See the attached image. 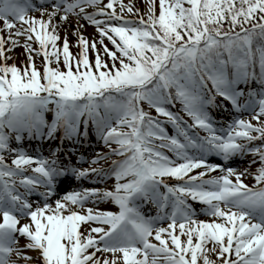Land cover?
Masks as SVG:
<instances>
[{"label": "snow or ice", "instance_id": "6c2138e0", "mask_svg": "<svg viewBox=\"0 0 264 264\" xmlns=\"http://www.w3.org/2000/svg\"><path fill=\"white\" fill-rule=\"evenodd\" d=\"M146 14L123 0H0V264H18L13 253L26 264H264V0H148ZM69 15L94 25L99 41L78 30L79 51L67 37L61 49L54 21ZM20 37L23 70L7 62ZM177 102L191 123L171 110ZM210 108L232 119L216 121ZM92 131L109 151L88 169L63 164L59 149L44 157L22 147L25 137L62 132L63 143ZM249 154L255 173L225 166ZM69 174L115 183L62 191ZM194 204L212 219H197ZM152 205L155 215L142 211Z\"/></svg>", "mask_w": 264, "mask_h": 264}, {"label": "rangeland", "instance_id": "374dc122", "mask_svg": "<svg viewBox=\"0 0 264 264\" xmlns=\"http://www.w3.org/2000/svg\"><path fill=\"white\" fill-rule=\"evenodd\" d=\"M123 2L125 4H130V3H134L136 5V9L137 11L140 12H144V18L147 19V14H146V8H147V3L148 0H123ZM105 3H107V0H105ZM157 5H158V0H157ZM117 10L119 11V8L117 6ZM39 14L33 15L39 18ZM126 18H131V19H138L139 17L136 16H129L128 14H126ZM54 24H59L60 27L58 28V32L59 35L61 36V40L58 42V46L62 49V45H63V39L64 37H67L70 45H71V51L73 54H76L79 49L76 47L77 43H78V36H77V31L79 30V32L83 35L84 38L88 39L90 42L95 40V41H99V33L96 29V27L94 25L89 24L87 21L83 20V19H78L76 16L74 15H69L68 20L67 21H63L60 20L59 17H57V19L54 21ZM82 26V27H79ZM5 39L7 40L8 38V33L7 31H5L4 33ZM20 43L17 47H15V49H13L12 51H9L7 53V55L9 56L8 59V63L11 64H16L19 68H21V70L24 69V67L26 65H28L29 67L31 66L30 60H29V54L27 52V50L24 47L25 44V38L24 37H20L19 38ZM105 43L108 45L109 48H111V43L108 42L107 40H105ZM34 48H36L37 50L39 49V44L38 42L36 44L33 45ZM98 47H100L98 45ZM7 49H12V44L11 42H9L6 45ZM49 51H51V46L48 49ZM114 50V49H113ZM101 51V55H103V49L102 47L100 48ZM89 53H90V59L94 62L95 60V50L93 49H89ZM3 63V56H0V64ZM35 63H36V67L38 70H42V66H43V57L42 56H36L35 57ZM61 67H63V65H61ZM247 119V118H245ZM253 123H256V121H253ZM170 134H174V130L172 127H170L168 129ZM258 167V164L255 166V168H251L249 171L251 173H255V169ZM235 169V168H234ZM253 169V171H252ZM242 180L245 184H247L249 187H252L253 184H255V179L253 175H248L247 177L242 176ZM90 207H93L92 204ZM115 204H111V203H103L101 205H99L101 210H106V211H118L116 209V207H114ZM116 206V205H115ZM110 208V209H109ZM199 220H211L210 218H197ZM222 222V221H221ZM20 243L21 246L23 247L24 245H26L27 240L25 238H20ZM23 255H28V256H33L35 257L37 255L36 252L31 251V250H24ZM12 259L13 260H18V264H26V262L23 259L18 258L15 253H13L12 255Z\"/></svg>", "mask_w": 264, "mask_h": 264}, {"label": "trees", "instance_id": "16d2710c", "mask_svg": "<svg viewBox=\"0 0 264 264\" xmlns=\"http://www.w3.org/2000/svg\"><path fill=\"white\" fill-rule=\"evenodd\" d=\"M225 27H227V25H225Z\"/></svg>", "mask_w": 264, "mask_h": 264}]
</instances>
